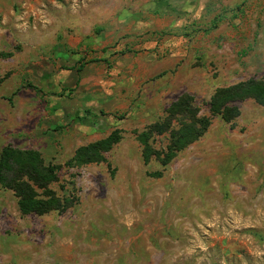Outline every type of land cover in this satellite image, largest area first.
I'll list each match as a JSON object with an SVG mask.
<instances>
[{
  "label": "rangeland",
  "instance_id": "1",
  "mask_svg": "<svg viewBox=\"0 0 264 264\" xmlns=\"http://www.w3.org/2000/svg\"><path fill=\"white\" fill-rule=\"evenodd\" d=\"M250 78L264 0H0V150L38 151L77 200L21 216L0 187V264H264V107L232 103L231 123L209 108ZM184 94L208 129L145 162L139 136L166 150L149 129ZM114 133L103 162L68 168Z\"/></svg>",
  "mask_w": 264,
  "mask_h": 264
},
{
  "label": "trees",
  "instance_id": "2",
  "mask_svg": "<svg viewBox=\"0 0 264 264\" xmlns=\"http://www.w3.org/2000/svg\"><path fill=\"white\" fill-rule=\"evenodd\" d=\"M28 87L34 88L31 84ZM252 100L264 107V80L250 78L231 86L217 89L209 103L210 112L220 115L224 122L231 123L239 116V109L232 103ZM189 95H181L166 111V119L155 124L149 131L156 136L168 135V145L163 152L153 150L148 140L150 136H139L142 145V157L145 162L151 158L167 165L175 155L199 140L209 126L206 117L197 118V109ZM176 124V129L173 125ZM117 133L108 138L77 149L67 162L68 168L100 163L105 160L103 152L109 151L117 143ZM160 176V173H157ZM58 181V168L46 163L41 154L32 149H18L6 145L0 150V187L11 191L17 200V209L21 216H44L51 212L64 214L76 203L73 193L59 196L51 185Z\"/></svg>",
  "mask_w": 264,
  "mask_h": 264
}]
</instances>
